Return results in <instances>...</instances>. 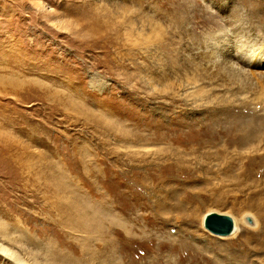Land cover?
<instances>
[{"label":"rangeland","instance_id":"374dc122","mask_svg":"<svg viewBox=\"0 0 264 264\" xmlns=\"http://www.w3.org/2000/svg\"><path fill=\"white\" fill-rule=\"evenodd\" d=\"M263 203L264 0H0V264H223Z\"/></svg>","mask_w":264,"mask_h":264},{"label":"bare ground","instance_id":"6f19581e","mask_svg":"<svg viewBox=\"0 0 264 264\" xmlns=\"http://www.w3.org/2000/svg\"><path fill=\"white\" fill-rule=\"evenodd\" d=\"M262 64L263 63H261V65ZM261 209L263 216L258 218L256 217L255 221L253 222L254 225L251 227H247L246 223L244 222L245 217L249 216V213L230 216L233 220V229L228 237H231L232 239L234 238V241L239 243L241 250L239 249V253L238 249H236L235 251L238 254L235 256L233 252L228 255H224L223 264H250V262L245 261V255L249 252L247 250L248 241L252 242L254 245L253 250L250 252L255 254L256 259L260 260V264H264V203ZM209 212H211V210H208L203 214L201 219L202 222L205 214Z\"/></svg>","mask_w":264,"mask_h":264},{"label":"water","instance_id":"95a60500","mask_svg":"<svg viewBox=\"0 0 264 264\" xmlns=\"http://www.w3.org/2000/svg\"><path fill=\"white\" fill-rule=\"evenodd\" d=\"M203 226L215 235H228L233 229V220L229 215L211 211L203 218Z\"/></svg>","mask_w":264,"mask_h":264}]
</instances>
